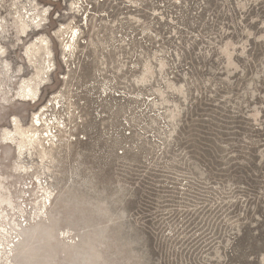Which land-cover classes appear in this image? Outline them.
Instances as JSON below:
<instances>
[{
    "label": "rangeland",
    "instance_id": "obj_1",
    "mask_svg": "<svg viewBox=\"0 0 264 264\" xmlns=\"http://www.w3.org/2000/svg\"><path fill=\"white\" fill-rule=\"evenodd\" d=\"M0 225V264H264V0H0Z\"/></svg>",
    "mask_w": 264,
    "mask_h": 264
},
{
    "label": "built area",
    "instance_id": "obj_2",
    "mask_svg": "<svg viewBox=\"0 0 264 264\" xmlns=\"http://www.w3.org/2000/svg\"><path fill=\"white\" fill-rule=\"evenodd\" d=\"M60 106L61 102L57 97H53L47 102V130H44L45 132L43 133V138L47 141V145H53L54 142L58 140V132L64 126L62 119H60L61 117L57 118L56 115L50 114V112L58 109ZM37 116L38 114L34 116L35 120H37ZM41 117L43 120H46L44 119L46 117L45 115H42Z\"/></svg>",
    "mask_w": 264,
    "mask_h": 264
},
{
    "label": "bare ground",
    "instance_id": "obj_3",
    "mask_svg": "<svg viewBox=\"0 0 264 264\" xmlns=\"http://www.w3.org/2000/svg\"><path fill=\"white\" fill-rule=\"evenodd\" d=\"M33 9L34 10H36L37 8L35 7H33ZM36 15H38V14H36ZM35 40H37V39H35ZM37 43V42H36ZM42 45V44H41ZM35 92H33V95L32 96H35ZM32 98H34V97H32ZM46 111V110H45ZM42 115H45V113H42L41 115L40 114H38V116H37V122H38V124L39 125H41L43 122V124H44V126H46V128H47V119H46V117L44 118V119H46V120H44L43 121V119H42ZM46 116V115H45ZM47 133V132H46ZM34 135V134H33ZM33 135H31L30 136V139L33 137ZM36 135V134H35ZM36 140H38V141H40V138H39V136H37L36 135ZM29 142H31L30 140H29ZM39 210V209H38ZM7 218V217H6ZM10 218L8 217V220L7 221H10L9 220ZM14 225H15V228L19 225V223H17V222H15V221H13L12 222ZM7 224V223H6ZM9 224H10V222H9ZM0 227H1V229H0V255L1 256H5V257H7V253H8V251H2V250H10L11 248H12V246L14 245V244H16L15 242H16V240H15V233H16V231L15 230H13L12 228H11V226H10V228H11V230L9 229L8 230V227L6 228V227H4L3 225H0ZM21 229H23V228H20V230ZM2 230V231H1ZM19 230V231H20ZM18 233V235H19V233H21V232H17ZM17 233H16V237H17ZM9 234V235H8ZM14 242V243H13ZM2 249V250H1Z\"/></svg>",
    "mask_w": 264,
    "mask_h": 264
}]
</instances>
